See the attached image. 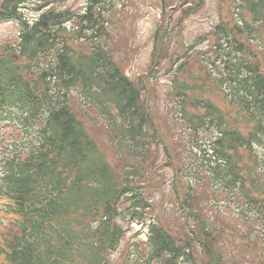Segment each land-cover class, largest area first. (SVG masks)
Here are the masks:
<instances>
[{"label":"trees","instance_id":"16d2710c","mask_svg":"<svg viewBox=\"0 0 264 264\" xmlns=\"http://www.w3.org/2000/svg\"><path fill=\"white\" fill-rule=\"evenodd\" d=\"M30 1L0 0V21L12 20L18 30L14 43L0 45V120L16 111L13 119L27 135L23 154L15 150L3 160L0 198L8 202L0 216L10 225L0 231V257L7 264H108L106 250L123 235L116 219H143L151 205L141 183L161 167L170 174L161 198L172 205L166 210L179 232L160 220L150 226L146 243L133 245L140 259L134 264H227L231 217L257 230L251 242L259 254L251 257L264 264V73L257 55L218 24L209 46L216 57L199 75L183 78L189 60L176 57L164 93L175 116L165 140L110 46L121 0H85L76 12L45 3L26 18ZM229 1L247 39L259 40L254 31L264 19V0ZM213 88L224 94L226 108L206 95ZM88 126L101 129L100 142ZM13 132L8 139L15 149L20 138L12 141ZM229 204L240 212H230ZM250 213L258 229L252 230Z\"/></svg>","mask_w":264,"mask_h":264},{"label":"rangeland","instance_id":"374dc122","mask_svg":"<svg viewBox=\"0 0 264 264\" xmlns=\"http://www.w3.org/2000/svg\"><path fill=\"white\" fill-rule=\"evenodd\" d=\"M84 1L32 0L26 4L24 14L26 18L38 15V12L35 13L30 10L33 7L45 5V3L50 7L58 9L69 8L73 12H76L82 10ZM163 4H168L165 16H161L160 14V8ZM198 4L199 0H121L115 7L118 10V14L113 15L116 18L118 27H116L117 25L112 27L114 42L110 46L115 47L113 53L121 64L122 71L125 73L124 75L136 83L135 85L140 91L142 101H145L144 104L150 109L155 125L165 140L170 139L168 137L171 133L169 122L175 116L174 113L170 112L168 114L167 112L164 93L170 80L169 73H174L176 66L180 63L179 60H175L176 57L186 56L189 60L186 73L182 74L183 78H186L187 73H194L197 76L199 75L200 66H203V63H208V58H210V61H213L216 57V54L209 47L215 39V36L212 35L215 26L219 24L222 30H229L233 25L242 26L237 9L234 7V3H231L229 0H202L201 4ZM237 4L235 2V5ZM187 8H191V10L186 15L179 14V9ZM11 23V21L0 23V45L5 42H15L13 40L16 34ZM255 27L254 33L259 40L252 39V36H250L249 40H246L247 34L245 32L244 39L240 41L257 55L259 68L264 73V19L262 22L257 23ZM157 29L159 32L156 34ZM156 61H159V66L154 67L153 63ZM207 85L210 86L212 83L207 81ZM207 90L211 91L206 95L212 102L222 108H226L225 102L222 99L224 98V94H220L214 88ZM8 124L9 121H5L0 128ZM88 129L91 131V136L97 142H100L101 129L98 128L99 130L97 129L96 132H94L95 129L91 126H88ZM240 132L246 134L247 129L241 126ZM205 135L208 137L212 134L207 133ZM177 138L178 136L175 134L174 140L177 141ZM183 138L186 140L184 135ZM4 145L6 146V144ZM99 145L102 146L100 143ZM188 148L187 150L190 149ZM255 152L258 160H260L263 157V151L257 148ZM108 156L110 157L111 164H117L116 158L113 159L109 154ZM169 176V173L163 169L161 170V167H159L154 169L149 177L142 181L141 184L147 193L145 196H150L148 203L151 205L148 212H146L145 220L147 219L153 224H156L160 220L164 224L171 226V230L177 234L179 232V222L177 221L178 225L174 226L175 221L172 218L175 216L171 214V211L166 210L172 208V205L168 204V199L162 201L161 198L163 192L169 191V187L167 186L170 179ZM181 195L182 193H180ZM229 211L238 213L240 209L229 204ZM255 217V213L247 215L248 222L252 224V230L258 229V226L254 223ZM231 218L235 220V217ZM234 220H230L234 225V235H226L230 237L225 245V255L228 253L226 257L229 262L227 264H256L254 261L256 256L251 257V255L259 254V250H256L255 246L252 247V242L256 239L257 230L250 231L243 227L246 224L244 221L238 222ZM118 224L124 227V223L121 221H118ZM9 225L10 223L3 219L0 231L5 230V228L7 229ZM129 226L132 229L128 231L127 237H129L130 242H133L135 239L132 237L131 231L134 230L135 232L138 226L135 224ZM246 235H252L253 239L250 240L249 238L248 242ZM242 237L245 242H242ZM239 238L240 240L238 241ZM125 245V240H123V250L120 247L117 254L112 257V263H123ZM248 246L252 248L247 249ZM197 251L195 252L196 255H198ZM0 264H6L2 257L0 258Z\"/></svg>","mask_w":264,"mask_h":264},{"label":"water","instance_id":"95a60500","mask_svg":"<svg viewBox=\"0 0 264 264\" xmlns=\"http://www.w3.org/2000/svg\"><path fill=\"white\" fill-rule=\"evenodd\" d=\"M234 28L237 30L238 34L241 36V34H242L241 30L238 27H234ZM251 238H252V236H251Z\"/></svg>","mask_w":264,"mask_h":264}]
</instances>
